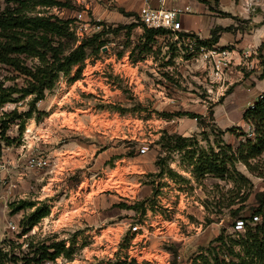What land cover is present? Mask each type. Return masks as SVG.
Returning <instances> with one entry per match:
<instances>
[{
  "label": "rangeland",
  "instance_id": "1",
  "mask_svg": "<svg viewBox=\"0 0 264 264\" xmlns=\"http://www.w3.org/2000/svg\"><path fill=\"white\" fill-rule=\"evenodd\" d=\"M41 1L1 0L0 14L10 8L67 20L72 35L56 43L67 52L85 42L86 57L79 75L78 66L59 75L23 128L15 121L0 135V248L12 251L5 264H13L11 255L18 257L17 264L23 254L38 259V245L57 242L70 250L68 257L60 254L40 264H107L118 258L128 264L236 261L231 241L260 221L249 217L264 180L242 163L234 164L252 183L238 192L246 199L242 205L231 197L229 191L236 189L226 175L207 174L196 181L190 157L193 150L218 152L222 145L236 151L240 142L254 139V127L242 119L241 98L249 85L228 74L232 63L223 80L211 77L185 37L144 38L136 13L112 7V0H51L60 6ZM204 1L214 17L243 38L249 34L243 31L264 24V0ZM223 5L236 8L235 15L223 11ZM82 11L92 25L99 19L101 28L87 29L81 38L74 21ZM19 58L27 68L37 64L36 58ZM249 75L260 78L241 74ZM24 84L22 73L0 62V86ZM11 98L0 107V116L14 108L25 112L31 99ZM172 136L188 138L187 146L177 149ZM161 138L169 144H161ZM142 146L148 151L141 153ZM30 157L46 165L29 167ZM262 169L264 163L258 165ZM144 200V211L125 207ZM24 201L34 206L24 207ZM36 207L48 213L22 235V223ZM242 218H248L243 229L234 230ZM232 250L238 253L239 247Z\"/></svg>",
  "mask_w": 264,
  "mask_h": 264
},
{
  "label": "trees",
  "instance_id": "2",
  "mask_svg": "<svg viewBox=\"0 0 264 264\" xmlns=\"http://www.w3.org/2000/svg\"><path fill=\"white\" fill-rule=\"evenodd\" d=\"M1 1V0H0ZM22 5L23 0H5ZM42 5H58L60 4L51 0H42ZM69 23L67 20H62L56 16H26L22 15L18 9L8 8L0 14V62L8 64L14 70L22 73L25 76V84L21 88L0 86V107L7 102H13L12 95L20 94L21 96H30L31 99L27 103L28 108L25 112H18L17 108L9 112H3L0 116V135H5L10 123L17 121V125L23 128L26 120L30 119L37 111L36 104L42 100L45 92L53 88L60 74L68 75L71 70L78 66L76 75L81 72L82 63L86 57V43L82 42L75 48L65 52L61 47L62 44L56 43V38L69 37L72 34L69 32ZM144 28V38L150 39L158 34H167L169 32L158 31ZM231 27H214L210 32V37L207 40L201 41L196 36L190 35L200 45L210 47L218 40V34L223 31H230ZM186 36V34H179ZM188 36V35H187ZM96 38V36L94 37ZM264 47V42L258 48V52ZM20 55L37 59V64L32 68H27L23 65ZM261 58L260 65L262 67L260 78H264V59ZM193 117H196L193 115ZM243 121L254 127V139L246 138L245 142H240L237 150H233L230 145H222L221 150L215 152L212 148L208 150H193L190 157V165L192 166L191 173L195 180H199L207 174L214 177H223L226 175L229 180L234 183L236 191H229L234 194L233 199H238L237 202L244 203L245 198L239 196V190L242 187L252 186L251 181L242 173L234 168L235 163H242L248 172L264 180V170H258V165L264 163L260 161V157L264 154V96H262L253 107L247 108L243 115ZM175 141L176 148L182 150L186 144L184 141L188 138L172 136ZM182 142V143H181ZM161 144H169L167 140L161 138ZM223 149V152H221ZM258 158V161L254 162ZM161 171V170H160ZM169 175H175L172 170L166 171ZM256 206L252 208L251 217L260 218L254 226H246L243 235H239V240L231 241L230 251L236 258V261L230 260L228 264H264V190L256 193ZM145 201L138 202L126 208L145 210ZM234 200L229 201L230 207ZM24 207L32 208L34 202H22ZM243 205V204H242ZM237 207L233 214H237L243 206ZM17 210L19 207L16 208ZM48 211H43L40 207H36L32 212L26 215L25 222L22 223L23 232L26 234L30 228L40 221L41 218L47 215ZM248 218H242L246 220ZM217 241H221L218 238ZM239 247V252L235 253L232 246ZM49 250L53 252L49 254ZM68 249H65L60 242L52 243L48 246L40 244L34 252L39 253V258H29L27 254H23L20 258L22 261L19 264H40L43 260H54L60 254L68 257ZM11 250L4 251L0 248V264H5L10 259ZM13 264L18 263V257L11 255ZM217 261V259H216ZM107 264H128L127 261H122L119 258L115 261H109Z\"/></svg>",
  "mask_w": 264,
  "mask_h": 264
},
{
  "label": "crops",
  "instance_id": "3",
  "mask_svg": "<svg viewBox=\"0 0 264 264\" xmlns=\"http://www.w3.org/2000/svg\"><path fill=\"white\" fill-rule=\"evenodd\" d=\"M220 1L223 3V0ZM144 2V0H112V7L130 10L137 15ZM150 3L154 7L161 5L158 0H150ZM209 5L210 4L206 3L204 0H163L162 2V6L167 9L184 7L190 9V11L183 13L179 18L181 22V31L179 34H186V36L182 37L187 38V42L190 38L193 39L192 37H187V35H194L199 40L204 41L210 37V32L214 27H230V23L221 22V19L213 16V11H211ZM223 7L225 6L223 5L222 9ZM224 9H226L225 11H227L229 15H235L236 8H233V6L229 9L226 7ZM112 18H114L113 11ZM261 25L262 26L254 27L249 31H243L246 34L249 32V34L246 35L247 38H243L242 36L244 35L240 32L223 31L218 34L217 42L211 44V46L223 48L235 42L232 47L228 46L229 49L232 50L231 56L233 58V67L228 71V74H237V78L242 77V84L249 85L248 88L244 89L245 94L241 98L244 110L250 107V105L255 104L264 96V78L257 79L254 75H249L247 77L241 76V74L261 73V58L257 56L258 48L261 43L264 42V24ZM156 37L159 36H154V38ZM246 48H248L249 51L247 56H244ZM260 53L264 59V48Z\"/></svg>",
  "mask_w": 264,
  "mask_h": 264
},
{
  "label": "built area",
  "instance_id": "4",
  "mask_svg": "<svg viewBox=\"0 0 264 264\" xmlns=\"http://www.w3.org/2000/svg\"><path fill=\"white\" fill-rule=\"evenodd\" d=\"M144 1V4L137 13L142 26L147 29L169 32L177 38L181 31V22L179 18L183 13L190 11V9L188 7L167 9L162 6L163 0H158L161 5L157 7L152 6L150 0ZM84 14V11L79 12L76 16L77 20L74 21L76 25H78L76 26V35L81 38L84 36L83 32L87 31V29L92 30L93 28H101L99 19H95L97 23L92 25L91 20ZM163 35L164 34H158L156 36L161 37ZM188 43L190 50H192L194 56L196 55V58L203 64L205 71H209V75L214 79L223 80L224 74L227 69L230 68L233 60L231 56L232 50L229 49V47L217 48L214 46H203L198 44L194 38H190ZM253 105H250V107H253ZM146 151H148V147L142 146L140 152L145 153ZM27 164L32 168H40L42 165H46V162L41 159L30 157ZM254 219L256 220L257 218L254 217ZM14 227L16 226L12 228ZM243 227L244 222L240 219L236 221L234 230L241 231Z\"/></svg>",
  "mask_w": 264,
  "mask_h": 264
}]
</instances>
